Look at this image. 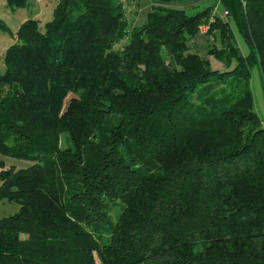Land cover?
<instances>
[{"label":"trees","instance_id":"trees-1","mask_svg":"<svg viewBox=\"0 0 264 264\" xmlns=\"http://www.w3.org/2000/svg\"><path fill=\"white\" fill-rule=\"evenodd\" d=\"M158 1L142 25L123 0H58L50 22L20 24L0 73V154L29 165L0 158V202L19 205L0 218V264H264L250 82L256 66L264 79V0H219L225 20ZM202 36L220 40L206 55L192 50Z\"/></svg>","mask_w":264,"mask_h":264},{"label":"rangeland","instance_id":"rangeland-1","mask_svg":"<svg viewBox=\"0 0 264 264\" xmlns=\"http://www.w3.org/2000/svg\"><path fill=\"white\" fill-rule=\"evenodd\" d=\"M143 1V0H142ZM27 4H25L23 7H18L17 9L13 10L11 9L8 5L6 0H0V18H2L7 25L10 26L12 31H0V73H3L5 71V63H4V51L15 41L16 33L17 30L25 20L29 18H38L41 22L42 25L46 23L47 21L50 22V20L53 18V13H54V8L58 4V0H27ZM131 3L130 0H127V4ZM212 2V1H210ZM210 2H198L194 3L193 0H185L182 2L179 1H173L170 3V6L173 7H179L182 9H185L187 13L189 14H196L197 12H200L203 10L206 6L209 5ZM129 3V4H130ZM146 5V2H142ZM221 2H217L216 4V10L218 15H223L226 8L225 5ZM132 5V4H131ZM189 5H192L193 7H188ZM135 10H137L135 13L130 12L128 20L130 21L129 23L133 25H142L144 22H146L147 18V13L148 9L140 11V8L138 5L135 6ZM134 10V11H135ZM236 27H234L235 29ZM236 31V43L240 47L241 51L243 54H248L249 52V47L244 42L243 37L241 34L235 29ZM128 41V37L123 39L118 45L117 48L120 46H123L124 43ZM211 42L219 43L220 40L216 37L214 41H208L205 36H202L195 40L194 42L191 43L192 45V50H196V52H200L202 55H206V50L207 47ZM212 62L213 68H218V69H225L226 65L223 64V62L219 61L218 59L214 57H209ZM260 68L258 66L253 67V75L251 79V85L253 89V95H254V100H255V108L257 109L258 114L260 115L261 118L264 119V79L262 77L261 71H259ZM67 134L64 133L62 135V147L67 145ZM0 158H3L6 161L7 166L15 165V167L21 168V167H26L29 165L28 161L20 160L8 157V156H3L0 154ZM120 202H111L109 207H113L114 211H111V220L115 222V218H117V215L115 212L118 211V209L121 207ZM19 209V205L16 203L9 202L7 200L1 201L0 202V218L12 215L17 212Z\"/></svg>","mask_w":264,"mask_h":264},{"label":"crops","instance_id":"crops-1","mask_svg":"<svg viewBox=\"0 0 264 264\" xmlns=\"http://www.w3.org/2000/svg\"><path fill=\"white\" fill-rule=\"evenodd\" d=\"M124 1V4H125V10H126V15H127V17L129 18V14H131L130 12H133V13H135L137 10H135V6H139V7H141L140 8V11H143V10H146V9H148V12H149V10L151 9V5H155V4H161L158 0H130L131 1V3L129 4H127L126 2H127V0H123ZM146 2V5L143 3V5L141 4L142 2ZM176 1H179V2H182V1H185V0H175V2ZM194 1V3L196 2V3H198V2H210V1H212V2H210L209 3V5L208 6H206L205 8H207V7H209V6H214V8H216V4L215 3H217V2H220L219 0H193ZM173 2V1H172ZM171 3V2H170ZM170 3L168 4V5H170ZM132 4V5H131ZM164 4H166L167 5V3H164ZM193 7L192 5H189V6H187V8L188 7ZM204 8V9H205ZM135 10V11H134ZM148 14V13H147ZM259 71H261V70H259ZM262 74V73H261ZM257 110V109H256ZM261 121H263V124H264V119L262 118V120Z\"/></svg>","mask_w":264,"mask_h":264},{"label":"built area","instance_id":"built-area-1","mask_svg":"<svg viewBox=\"0 0 264 264\" xmlns=\"http://www.w3.org/2000/svg\"><path fill=\"white\" fill-rule=\"evenodd\" d=\"M216 9H217V8L214 9V13L218 14ZM227 15H228V11L225 10L224 14H223L222 16L219 15V17H221V18H223V19L225 20V19H227V17H228ZM214 16H215V15L210 16L211 18H210V20H209L208 22L202 23V24L199 26V29H198V30H199L202 34H207V33L210 31V29H211V24H212L213 22L216 21V17H214Z\"/></svg>","mask_w":264,"mask_h":264}]
</instances>
